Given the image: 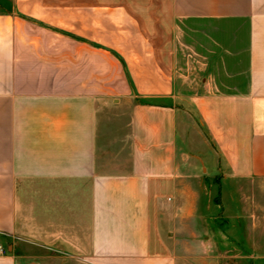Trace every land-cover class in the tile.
Listing matches in <instances>:
<instances>
[{
  "label": "crops",
  "instance_id": "obj_1",
  "mask_svg": "<svg viewBox=\"0 0 264 264\" xmlns=\"http://www.w3.org/2000/svg\"><path fill=\"white\" fill-rule=\"evenodd\" d=\"M74 13L136 30L139 95L104 92L96 31H58L57 14ZM204 222L228 264H263L264 0H14L0 12V264L226 263L182 254Z\"/></svg>",
  "mask_w": 264,
  "mask_h": 264
},
{
  "label": "rangeland",
  "instance_id": "obj_2",
  "mask_svg": "<svg viewBox=\"0 0 264 264\" xmlns=\"http://www.w3.org/2000/svg\"><path fill=\"white\" fill-rule=\"evenodd\" d=\"M13 2L14 0H0V12L10 11L12 9ZM57 20H63L58 24V31L60 32L70 31L71 33L78 34L79 31H96L98 39L102 40L101 44L97 47L103 49V71H98L97 79L99 81H97V83H99L103 87L105 93L111 95L112 97H116V95H120V88L124 85H128L135 95L140 94L137 90L142 89L144 78H146V71L143 70L148 66L146 65V61L142 59L143 47L136 30L128 27L127 24L120 21L118 18L113 20L110 15L106 13H98L87 16H80L76 13L67 15L57 14V16L55 17V21ZM92 21H95V23L93 22V24H91ZM69 24L71 26H69ZM79 25H82L84 27V30H80ZM69 72V74L65 75V78L66 80L70 79L72 81L76 78V76H73L76 71ZM89 73L90 71L87 72L88 79L90 77ZM197 127L199 128V124L197 125ZM197 147L200 149L199 152L205 151L203 150V148L199 146ZM200 154L202 155V153ZM208 166L209 168H211V164H208ZM199 175H201L200 172ZM216 181H220V178H216L215 182ZM212 196L216 198L218 196V187L215 184ZM212 213L213 214H211V216H215V213ZM207 224L208 222H204L203 227H199V231H203L194 236L190 235L192 229L191 227L188 228L187 226L188 229L186 231L189 235H186L184 239L188 242L187 244H189V246L187 248L188 251H184V253L182 254H185L187 257H194L195 259H213V257L221 256V258L226 262L224 264H228L227 258H223L226 255V252H223L221 250V233L218 232L217 235L214 234L216 232ZM210 243H212V246L207 248L206 250H203L204 248L202 247V245L207 246L210 245ZM215 243L217 245L213 246ZM191 246L193 248L200 247L199 252H192ZM218 262L219 260H216V263ZM54 264L85 263L75 261L68 263L58 262Z\"/></svg>",
  "mask_w": 264,
  "mask_h": 264
},
{
  "label": "trees",
  "instance_id": "obj_3",
  "mask_svg": "<svg viewBox=\"0 0 264 264\" xmlns=\"http://www.w3.org/2000/svg\"><path fill=\"white\" fill-rule=\"evenodd\" d=\"M7 13V12H6Z\"/></svg>",
  "mask_w": 264,
  "mask_h": 264
}]
</instances>
